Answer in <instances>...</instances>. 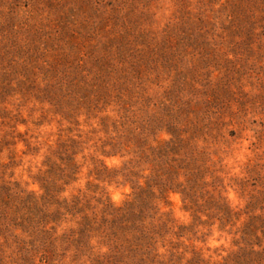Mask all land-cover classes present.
Here are the masks:
<instances>
[{
	"label": "rangeland",
	"instance_id": "374dc122",
	"mask_svg": "<svg viewBox=\"0 0 264 264\" xmlns=\"http://www.w3.org/2000/svg\"><path fill=\"white\" fill-rule=\"evenodd\" d=\"M184 108L210 169L207 189L237 213L225 229L199 227L184 247L218 261L240 249L253 216L264 221V0H0V189L40 194L46 157L58 160V144L72 138L81 168L62 197L104 193L121 205L131 185L92 174L99 161L118 169L134 158L103 155L117 140L114 121L145 125L157 146L172 138L170 110ZM169 200L162 211L191 224L181 195ZM11 204L16 210L19 200ZM2 224L0 264H32L17 248L22 229ZM59 252L54 264H89ZM40 260L33 264H47Z\"/></svg>",
	"mask_w": 264,
	"mask_h": 264
},
{
	"label": "trees",
	"instance_id": "16d2710c",
	"mask_svg": "<svg viewBox=\"0 0 264 264\" xmlns=\"http://www.w3.org/2000/svg\"><path fill=\"white\" fill-rule=\"evenodd\" d=\"M86 79L88 75L80 78L82 84H88ZM62 95L56 93L55 98ZM184 112L185 108L175 113L170 110L167 116L172 138L159 141L157 146L152 145L151 135H146L145 125L137 126L129 118L114 121L117 140L103 155L134 158L118 169L99 161L92 174L100 182L122 180L131 185L132 193L121 205L104 193L90 196L80 192L72 198L62 197L66 187L78 180L81 168L76 151L79 142L72 138L59 143L54 151L59 161L46 157V169L37 177L40 194L20 196L1 188L0 221L13 222L27 236L19 239L17 247L24 262L33 264L40 257L41 263L54 264L62 257L59 251H72L74 261L86 259L84 262L89 264H264V221L259 223L258 216L242 226L240 249L222 260L206 259L202 252L184 247L185 236L199 239V227L219 224L222 230L237 216L223 195L207 189L210 169L201 162L205 154L190 135ZM147 161L151 163L149 169H136ZM96 189V184L88 182V191L97 193ZM170 194L181 195L184 211L192 216L191 224L179 225L170 212L162 211L161 203L171 205ZM15 199L19 207L11 211ZM70 222L74 225L59 234V227ZM7 229L0 225V236L6 241Z\"/></svg>",
	"mask_w": 264,
	"mask_h": 264
}]
</instances>
